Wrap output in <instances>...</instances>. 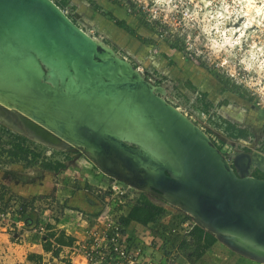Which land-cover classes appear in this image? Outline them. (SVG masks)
I'll return each mask as SVG.
<instances>
[{
  "label": "water",
  "instance_id": "water-1",
  "mask_svg": "<svg viewBox=\"0 0 264 264\" xmlns=\"http://www.w3.org/2000/svg\"><path fill=\"white\" fill-rule=\"evenodd\" d=\"M163 94L52 0H0V109L85 149L99 169L98 155L112 152L125 182L264 263V180L251 175L264 174V154L239 152L230 164Z\"/></svg>",
  "mask_w": 264,
  "mask_h": 264
},
{
  "label": "rangeland",
  "instance_id": "rangeland-1",
  "mask_svg": "<svg viewBox=\"0 0 264 264\" xmlns=\"http://www.w3.org/2000/svg\"><path fill=\"white\" fill-rule=\"evenodd\" d=\"M52 1L87 35L112 49L152 85L161 86L164 100L199 127L230 164L232 156L245 151L242 144L236 143L237 139L225 132L223 122L245 125L259 144L258 138L264 131V0ZM106 14L123 21L134 36L118 28ZM13 117L0 109V194L5 200L32 199L34 194L26 189L45 183L40 193L48 192L44 196L57 199L58 207L94 213L101 207L92 204L90 196L118 186L124 191L120 202L127 206L123 213H127V204L141 195L163 208L161 223L175 233L167 231L160 240L166 253L176 257L173 264H264L241 257L218 241L200 258H195L192 248L203 234L197 232L201 228L180 207L105 174L100 164L99 169L91 162L85 149L64 147ZM14 145L32 149L35 161L27 165L7 157L5 151ZM251 148L264 154L256 146ZM42 163L60 166L56 170L46 169ZM111 208L115 210L114 203ZM33 220L32 226L41 222L36 217ZM127 227L132 228L133 235L149 231L136 225ZM184 236L193 247L179 252L171 239L176 237L179 244ZM5 238L0 239V247L8 243ZM20 256L11 253L6 258L0 253V264H22L18 262Z\"/></svg>",
  "mask_w": 264,
  "mask_h": 264
},
{
  "label": "built area",
  "instance_id": "built-area-1",
  "mask_svg": "<svg viewBox=\"0 0 264 264\" xmlns=\"http://www.w3.org/2000/svg\"><path fill=\"white\" fill-rule=\"evenodd\" d=\"M123 195L124 191L118 186L92 194L91 201L101 207L92 213L58 207L57 199L48 195L20 201L17 198L5 200L0 194V231L7 232L14 244L22 243L27 233L22 219L29 214L41 220L27 229L36 233L41 243L48 240L47 226L72 239L71 245L60 248L57 257L50 251V257L42 264H173L174 254H167L162 241L149 231L133 236L125 231L122 218L126 204L120 202ZM113 203L115 210L111 208ZM121 205L125 206L117 211ZM48 241L53 250L59 248Z\"/></svg>",
  "mask_w": 264,
  "mask_h": 264
},
{
  "label": "trees",
  "instance_id": "trees-1",
  "mask_svg": "<svg viewBox=\"0 0 264 264\" xmlns=\"http://www.w3.org/2000/svg\"><path fill=\"white\" fill-rule=\"evenodd\" d=\"M58 6V5H57ZM106 18L113 20L114 24L118 27L130 34L131 36H134L133 30H131L123 21H117L114 19L111 14H106ZM138 40L139 37H135ZM142 43L143 40H141ZM232 130L229 132V136L233 139L235 138H247L246 131L239 130L238 132H235V127L229 126ZM15 139L21 140L22 142H25L24 138H21L19 136H15ZM262 150L264 151V138L262 142ZM5 155L12 160L20 161L24 164H30L35 161V154L32 149L25 148L23 150L22 148H19V145L11 146L8 150L5 151ZM46 169H54L56 170L60 164H56L54 167L50 166L48 163H42L41 164ZM128 205V210L125 216L122 218V223L125 227V231H129L131 236H133L131 230L132 228L127 227L130 225H136L140 226L145 229H149V232L159 239H163V234H165L167 231L168 233H171V230L169 229V226L162 225V219L164 218V210L162 207L154 204L150 200H148L144 195L139 196L137 199L131 202V204ZM125 205H121L117 208V211L122 209ZM127 208V206H126ZM47 230L49 231L47 233L48 240H51L57 245L59 248L52 249V243L50 241H46L42 243V247L44 251H51V253L57 257L58 252L60 251V248L69 246L72 243V239L70 237H66L63 232H55L51 226H47ZM197 232L202 233L203 235L199 238V241L195 244L193 247V243L188 240L187 237H182L180 239V242L178 244V241L176 240V237H172L171 244L176 246L180 252V249H186V248H192V254L195 258H200L209 248H211L215 243L216 239L210 235L208 232H203L201 229H197ZM201 240V241H200ZM192 243V244H191ZM168 254V253H167ZM185 258V256H184ZM186 259V258H185Z\"/></svg>",
  "mask_w": 264,
  "mask_h": 264
},
{
  "label": "crops",
  "instance_id": "crops-1",
  "mask_svg": "<svg viewBox=\"0 0 264 264\" xmlns=\"http://www.w3.org/2000/svg\"><path fill=\"white\" fill-rule=\"evenodd\" d=\"M70 184H74V182L70 183ZM70 184L68 185V187L70 186ZM45 189V183H43L42 185L40 184L39 187H30V189H26L28 191V193L30 194H34L33 196H31L30 198L34 199V198H40L43 197L44 195H46L47 193H43L40 191H43ZM35 193H40V194H35ZM20 197H24V196H20ZM26 198V197H24ZM90 199V198H89ZM90 202L92 204H95L94 202L91 201ZM96 205V204H95ZM79 209V208H77ZM82 210V209H80ZM83 211H87V209H84ZM14 218V217H13ZM23 223L25 224L26 227V239L23 240L22 243L20 244H14L12 242V240L9 238L8 234L5 233H0V239H4V237H6L5 239H7L8 243H5L6 241H3L5 244L3 247H0V253H4L6 258H10L11 253L14 254H20L21 256L18 258V262L22 263V264H39L44 260H48V258L50 257L49 252L48 251H44L43 247H42V243L39 240V236L38 235H34L30 230L27 229H31L32 224L34 223L33 217L32 215H27V219H24ZM62 226V225H61ZM54 228V227H53ZM55 231V230H54ZM55 232H59V231H55ZM9 241H11L9 243ZM13 246H15L14 248H12ZM6 250V253H5ZM10 255V256H9ZM38 256V258L34 257V256ZM40 257V258H39ZM54 257V256H52ZM14 259H16V257H14ZM15 262V260H12ZM40 261V262H39ZM57 264V263H54Z\"/></svg>",
  "mask_w": 264,
  "mask_h": 264
},
{
  "label": "flooded vegetation",
  "instance_id": "flooded-vegetation-1",
  "mask_svg": "<svg viewBox=\"0 0 264 264\" xmlns=\"http://www.w3.org/2000/svg\"><path fill=\"white\" fill-rule=\"evenodd\" d=\"M222 124L226 125L225 132L229 135V132H231V130H232L229 126H232V125L228 124V123L225 124V122H223ZM233 126L235 127V129H237V130H235V132H238L239 130H244V131H246V134L248 135L247 138H235L238 140V141H236L237 144H242V147H243L242 149L245 152L252 151V148H251L252 146H256L257 150H260V151L262 150L264 131H263V133H261L260 137L258 138L259 139V144H258V143H256V136L252 133V131L248 127H246L245 125L244 126L233 125ZM97 162H98V164H100L102 166L103 170L105 172H107V174L109 176L116 177V178L122 179L124 181H131V182L133 181V179L130 175H127L126 173L121 172L120 167L118 165H116L117 167H113V166L111 167V165H110L111 162H115L114 155L112 152L109 154L98 155ZM255 172H257V171H255ZM255 172H253V173H255ZM253 177L264 180V174L263 175L258 174V172H257V175H255Z\"/></svg>",
  "mask_w": 264,
  "mask_h": 264
},
{
  "label": "bare ground",
  "instance_id": "bare-ground-1",
  "mask_svg": "<svg viewBox=\"0 0 264 264\" xmlns=\"http://www.w3.org/2000/svg\"><path fill=\"white\" fill-rule=\"evenodd\" d=\"M253 19V18H252ZM95 40V39H94ZM98 42V41H97ZM6 108V107H5ZM6 109H8V108H6ZM8 110H10V109H8ZM141 191H143L144 193H147V194H149L150 196H153V197H155L156 198V196H154L150 191H148V190H141ZM197 224V223H196ZM197 226H199V227H202L201 226V224L199 223V224H197Z\"/></svg>",
  "mask_w": 264,
  "mask_h": 264
}]
</instances>
